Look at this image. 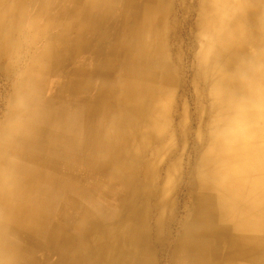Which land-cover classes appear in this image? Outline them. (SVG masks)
<instances>
[{"label":"bare ground","instance_id":"6f19581e","mask_svg":"<svg viewBox=\"0 0 264 264\" xmlns=\"http://www.w3.org/2000/svg\"><path fill=\"white\" fill-rule=\"evenodd\" d=\"M192 1L0 0V264H264V0Z\"/></svg>","mask_w":264,"mask_h":264},{"label":"rangeland","instance_id":"374dc122","mask_svg":"<svg viewBox=\"0 0 264 264\" xmlns=\"http://www.w3.org/2000/svg\"><path fill=\"white\" fill-rule=\"evenodd\" d=\"M189 2L191 3V2H193V1H192V0H189ZM188 63H189V65H188ZM186 65H187V66H186ZM192 65H193V60L190 59V61H189V60H186V61H185V66H186V69H187V71H188V76H190V79H191V76H192V73H191ZM0 79H1V78H0ZM188 79H189V77H188ZM190 79H189V80H190ZM1 84H2V80H0V85H1ZM1 114H2V115H1ZM3 115H4V110L0 108V120L2 119ZM164 264H165V263H164Z\"/></svg>","mask_w":264,"mask_h":264}]
</instances>
